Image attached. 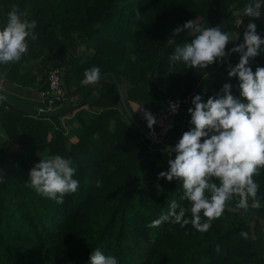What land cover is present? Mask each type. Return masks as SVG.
Instances as JSON below:
<instances>
[{"label":"trees","instance_id":"obj_1","mask_svg":"<svg viewBox=\"0 0 264 264\" xmlns=\"http://www.w3.org/2000/svg\"><path fill=\"white\" fill-rule=\"evenodd\" d=\"M248 2L0 0V28L12 4L26 13V19L37 22V39L29 41L22 59L0 65L2 94L28 108L17 102L22 92L18 90L45 88L47 70L58 66L69 96H75L71 107L43 119L10 104L1 108L0 135L5 141H0V264H88L96 248L115 255L119 264H244L246 258L247 264H264V231L258 220L259 216L264 219V169L253 177L260 185V209H237L239 197L234 195L206 233L191 224L182 228L167 222L150 229L147 225L167 209L168 201L175 199L190 207L181 199L179 181L158 176L167 170L168 159L174 158L175 153H169L176 143L163 141L149 147V137L126 117L108 76L97 86L81 85L85 70L92 66L101 73L112 71L146 134L148 127L130 103L157 113L168 99L189 97L193 85V96L200 87L206 100L218 91L223 94L220 90L209 94L210 87L222 89L234 80L235 96L238 80L218 76V68L224 69L226 62L238 63L239 53H229L206 69L188 68L181 62L173 66L168 56L174 46L167 39L175 27L189 20L220 26L229 33L232 40L226 51L243 43L248 21L264 37V20L243 14ZM194 35L186 30L175 39L182 44ZM251 66L253 71L264 66V52ZM68 112H74L71 120L76 126L71 130L59 120ZM186 114L179 120L182 133L191 127L190 114ZM181 135L178 131L174 140ZM54 154L73 160L77 168L73 178L80 181L77 192L66 194L62 204L29 187V170L42 157ZM97 179L102 181L99 188L95 187ZM241 231L248 233V239Z\"/></svg>","mask_w":264,"mask_h":264},{"label":"clouds","instance_id":"obj_2","mask_svg":"<svg viewBox=\"0 0 264 264\" xmlns=\"http://www.w3.org/2000/svg\"><path fill=\"white\" fill-rule=\"evenodd\" d=\"M262 7L264 0H250L245 4L243 14L258 19ZM136 15L139 17V10ZM25 17L26 13L17 5L10 6L7 21L0 28V65L19 62L28 52L29 41L37 39L34 32L36 20ZM186 30L195 33L194 37L190 42L177 43L175 37ZM231 40V35L222 31L220 26L206 27L193 20L175 27L167 39V44L174 46L168 56L169 64L173 66L181 62L188 68L206 69L229 53H239V62L229 65L227 73L230 78L238 80L239 96L233 95L231 83H224L223 95L216 93L206 100L202 93L192 97V106L187 109L191 127L182 133L169 153L170 156L175 153V156L168 159L167 170L158 174L168 182H180L183 189L181 199L187 200L190 207L181 206L175 199L168 201L167 209L147 225L150 229L167 222L182 228L191 224L195 230L206 233L212 222L224 214L234 195L239 197L235 205L237 209L261 208V201L257 199L260 185L253 177L264 169V66H257L253 71L251 61L264 52L261 47L264 37L257 32V25L249 22L243 33V43L226 51ZM100 76V68L92 66L85 70L81 85H94ZM137 110L143 113L148 128L153 129L156 119L152 113L141 106ZM177 110L178 104L172 103L170 111L175 113ZM76 171L70 157L60 154L44 156L29 170V187L62 204L64 196L76 193L80 186V181L73 178ZM101 186L102 181L97 179L95 187ZM249 197L252 198L251 205ZM240 235L248 239L247 232L241 231ZM88 264L119 262L115 255L96 248L91 251Z\"/></svg>","mask_w":264,"mask_h":264},{"label":"built area","instance_id":"obj_3","mask_svg":"<svg viewBox=\"0 0 264 264\" xmlns=\"http://www.w3.org/2000/svg\"><path fill=\"white\" fill-rule=\"evenodd\" d=\"M3 89V86L0 85V93L1 91H3ZM26 98H28V100L30 101L36 102V107L33 110V114H31L35 118L43 119L48 116V113L53 114L55 112L60 113L61 111H63L65 109V106L71 100V97L69 96L68 91L64 86L61 68L58 66H50L46 73V87L39 89L38 97L36 99L32 97ZM187 101L188 97L186 99L181 97L168 99L164 106L157 113H152V115L156 119V122L157 120L160 122V126H153V129L151 130L148 128L147 136L150 140L149 147H152L154 143L165 141L164 136L162 135L164 128L168 125L172 126L175 124L183 107V104L187 103ZM172 103L178 104V110L175 113H172L170 111V105ZM2 107L7 109L9 108V104H4V101L0 96V112ZM73 115L74 112L62 114L59 116V120L62 123L63 119L72 117ZM65 129L67 128L65 127Z\"/></svg>","mask_w":264,"mask_h":264},{"label":"rangeland","instance_id":"obj_4","mask_svg":"<svg viewBox=\"0 0 264 264\" xmlns=\"http://www.w3.org/2000/svg\"><path fill=\"white\" fill-rule=\"evenodd\" d=\"M262 12H263V14H262V16H261V19H263L264 20V8H262ZM237 14V13H236ZM237 15H239V14H237ZM249 22H253V21H248V23ZM229 65H232V66H234L235 64H233L232 62H226V63H224L223 64V68L224 69H226V70H224V69H222V67L221 68H218V71H219V74H218V76H220V75H223V76H225V79H227V80H229L230 79V77L227 75V73H228V71H229ZM233 78V77H232ZM232 85H233V87H232V92H233V89H234V87H236V81L234 80L232 83H231ZM73 88V87H72ZM71 88V89H72ZM70 89V90H71ZM204 89V88H203ZM210 89H213V88H211L210 87ZM19 91V90H18ZM215 91L216 90H214L213 92L215 93ZM220 91H221V88H220ZM3 92H1L0 93V96H5L4 94H2ZM201 93V88L199 87L198 88V92H197V94H200ZM218 93H219V91H218ZM209 94H212V93H209ZM206 95V94H205ZM221 95H223V94H221ZM235 96H239V94L237 93V95H235ZM72 98L73 99H75V96H72ZM15 99H17V98H15ZM17 102H19V103H21L22 105H24V106H27L28 107V109H31L32 111L35 109V107H36V102H34V101H30V100H24V99H22L21 97H19L18 99H17ZM130 105H131V107L133 108V109H137L138 108V105L137 104H134V103H130ZM191 106V105H190ZM189 106V107H190ZM71 107V106H70ZM117 107L119 108V104H117ZM189 107H187V105H186V103H185V105H184V107H182V109H181V113H180V115L178 116V118H177V120H176V122H175V124L174 125H172V126H166L165 128H164V130H163V133H162V135L164 136V139H165V141H167V142H170V141H174V140H171L172 138L174 139L175 137L174 136H176V134H177V132L179 131L180 132V135H181V131H182V126H180V124H179V120H180V116L182 115H184V114H186L188 111H187V109L189 108ZM68 107H65V110L67 109ZM141 108H143V107H141ZM137 111V110H136ZM138 114L140 115V118H141V120H142V124H144V125H146L147 126V121H146V119L144 118V116L142 117V115H143V113L140 111V110H138ZM72 119V117H69V118H65V119H63V121H62V124H63V126H65L67 129H69V130H71V129H73L75 126H76V124L71 120ZM73 125V126H72ZM155 127H159L160 126V122L157 120V122H156V124L154 125ZM148 127V126H147ZM0 141H5V139H4V137L3 136H1L0 135ZM176 141V140H175ZM2 143V142H1ZM259 219V225H260V227L263 229V231H264V219H263V216H259L258 217ZM251 223H250V225H253L254 224V222H253V220H251L250 221Z\"/></svg>","mask_w":264,"mask_h":264},{"label":"water","instance_id":"obj_5","mask_svg":"<svg viewBox=\"0 0 264 264\" xmlns=\"http://www.w3.org/2000/svg\"><path fill=\"white\" fill-rule=\"evenodd\" d=\"M109 77L111 78L112 82L114 83L115 87H116V90L118 92V95H119V98H120V104H121V107L126 115V117L129 118V120L133 123V125L144 135H147L143 126L138 122V120L136 119V117L133 115V113L131 112V110L129 109L128 107V104H127V101H126V97H125V93L123 91V88L120 84V82L118 81L117 77L115 76V74L112 72V71H105L103 73H101V76H100V79L99 81L92 85V86H97L98 83L105 77ZM194 90H195V85H193L191 87V90H190V94H189V97H188V101L186 103L187 107H189L191 105V99L193 97V94H194ZM1 99L3 101H5L6 103L12 105V106H16V107H19L17 104H15L13 101L9 100L8 98H6L5 96H1ZM20 109H22L23 111L29 113V114H33V111L31 109H28V108H24V107H19ZM52 115V113H48V116ZM187 117H188V114L185 115V118H184V121L187 120ZM180 139V138H179ZM179 139H177L176 141L174 140L173 143H178ZM244 264H247V258L244 262Z\"/></svg>","mask_w":264,"mask_h":264},{"label":"crops","instance_id":"obj_6","mask_svg":"<svg viewBox=\"0 0 264 264\" xmlns=\"http://www.w3.org/2000/svg\"><path fill=\"white\" fill-rule=\"evenodd\" d=\"M0 85L3 86V80L0 79ZM12 89H14L13 87H11ZM214 90H220V88H217V89H210V91L212 92V94H214ZM19 91H22L19 93V95H17V97H21L22 99L24 100H28V98L26 97H32L34 99H36L38 97V91H39V88H32V89H28L26 90L25 88L22 89V90H19ZM9 93H12V92H9ZM16 95V94H15ZM6 97V96H5ZM77 98H79V95H77ZM75 102V100L71 97V100L69 101V103L65 106V107H70L71 104ZM144 109V108H143ZM137 110V109H136ZM138 112V110H137ZM143 116V115H142ZM73 126V125H72ZM171 140H174L173 138Z\"/></svg>","mask_w":264,"mask_h":264}]
</instances>
